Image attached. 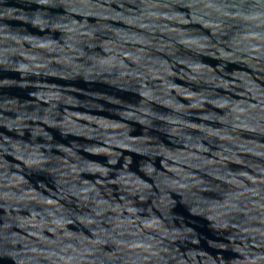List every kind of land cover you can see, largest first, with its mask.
I'll use <instances>...</instances> for the list:
<instances>
[{
    "label": "water",
    "instance_id": "water-1",
    "mask_svg": "<svg viewBox=\"0 0 264 264\" xmlns=\"http://www.w3.org/2000/svg\"><path fill=\"white\" fill-rule=\"evenodd\" d=\"M0 264H264V0H0Z\"/></svg>",
    "mask_w": 264,
    "mask_h": 264
}]
</instances>
